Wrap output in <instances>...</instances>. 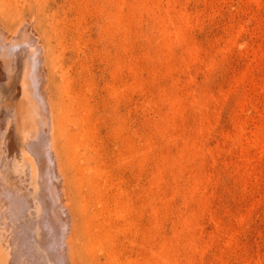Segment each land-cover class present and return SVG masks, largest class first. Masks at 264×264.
I'll list each match as a JSON object with an SVG mask.
<instances>
[{"label": "rangeland", "instance_id": "rangeland-1", "mask_svg": "<svg viewBox=\"0 0 264 264\" xmlns=\"http://www.w3.org/2000/svg\"><path fill=\"white\" fill-rule=\"evenodd\" d=\"M22 21L76 264H264V0H0V24ZM36 228L21 264H59Z\"/></svg>", "mask_w": 264, "mask_h": 264}, {"label": "bare ground", "instance_id": "bare-ground-1", "mask_svg": "<svg viewBox=\"0 0 264 264\" xmlns=\"http://www.w3.org/2000/svg\"><path fill=\"white\" fill-rule=\"evenodd\" d=\"M25 21L13 32L0 24V264L23 263L32 254L29 247L37 246L36 226L41 223L53 225L52 251L59 264H76L68 177L54 136L46 57L42 42ZM39 150L45 174L38 166ZM40 204L46 213L41 220Z\"/></svg>", "mask_w": 264, "mask_h": 264}]
</instances>
